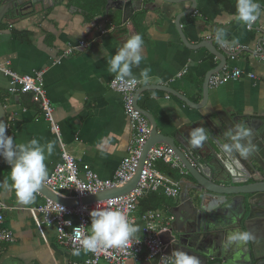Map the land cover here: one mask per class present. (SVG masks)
I'll return each mask as SVG.
<instances>
[{
	"label": "crops",
	"instance_id": "crops-1",
	"mask_svg": "<svg viewBox=\"0 0 264 264\" xmlns=\"http://www.w3.org/2000/svg\"><path fill=\"white\" fill-rule=\"evenodd\" d=\"M9 1L0 0V9ZM102 1L105 5L98 12L86 9L90 2ZM177 1L57 0L46 10L12 7L0 21V65L19 75L42 73L61 132L60 139L53 134L32 95L9 94L10 78L0 70V103L6 111L12 150L19 152L20 145L36 140L35 146L44 149L48 177L62 162L64 149L100 178L113 180L135 132L122 95L110 88L119 70L111 72L109 61L135 34L143 37L140 54L144 59L130 63L126 77L139 80L141 72L150 69L149 82L135 92V104L148 116L154 146H168L176 153L174 144L187 143L182 136L191 139V133L207 124V119L264 121V0H252L259 6V15L250 29L238 19V0ZM70 46L72 54L67 53ZM234 70L241 71L239 78L217 87L210 83L212 77ZM2 153L0 148V205L7 207L3 229L15 242L0 243V264H81L89 259V252L73 256L60 245L54 227L43 226L41 233L37 223L42 216L34 217L30 210L63 196L42 185L33 203L21 204L12 186L11 165ZM177 159L181 170L180 156ZM16 160L14 156L11 164ZM166 167L157 165L162 174L181 183V192L186 191L192 177L185 169L176 171L177 178L169 176L163 171ZM182 203L179 197L167 198L158 211L175 216ZM228 208L223 218L233 219L241 210L238 204ZM254 211L249 232L259 257L264 258V205ZM144 215L135 210L133 225L139 231L133 237H142ZM214 224L207 234L206 252L212 254L207 264H222L218 253L222 228L218 221ZM144 260L145 254L139 263L147 264Z\"/></svg>",
	"mask_w": 264,
	"mask_h": 264
},
{
	"label": "built area",
	"instance_id": "built-area-1",
	"mask_svg": "<svg viewBox=\"0 0 264 264\" xmlns=\"http://www.w3.org/2000/svg\"><path fill=\"white\" fill-rule=\"evenodd\" d=\"M250 28L251 25H248L247 29ZM82 46L88 47L85 43ZM67 53L72 54L73 47L70 46ZM262 60L264 62V56ZM0 70L10 78L9 94L32 95L34 102L41 105L44 117L50 123L53 134L60 139V127L55 121L53 106L46 95L42 73L19 75L11 70L3 69L1 65ZM240 76L241 71L234 70L221 76L212 77L210 83L217 87ZM117 77L112 79L110 88L122 95L125 113L129 117L135 132L128 156L122 160L114 179L104 180L89 165H81L79 161L63 149L62 162L56 166L52 175L43 183L50 191L59 193L67 199L82 200L98 195L105 190L124 185L138 172L143 151L150 135L149 122L135 104V92L139 85L128 89L127 81L132 78L124 77L123 80H118ZM159 161L173 168L179 167L178 159L175 157L173 150L166 146H158L150 149L146 155L140 171L138 185L131 193L74 207H67L48 200L46 204L37 209L32 208L30 212L34 217L42 216V219L37 223L41 233H43V226H52L56 229L57 241L60 245L70 251L74 247L81 248V251H83L79 240L75 239L74 229L77 227L82 229L80 239L90 236L93 219L91 213L93 211L119 208L133 224L135 220L132 216L137 209L139 200L145 194L162 191L167 198L175 199L179 196L180 184L156 169V164ZM5 210H7V207L0 205V243H14V236L3 229ZM142 220L145 225L141 238L131 237L126 246L101 249L96 253L90 252V258L81 264H88L89 261H94L95 264H129L130 262L140 264V257L144 252L147 253L145 262L155 261V264H172L173 259L165 255L164 245L159 238V233L166 231L174 218L166 219L159 211H149L143 216Z\"/></svg>",
	"mask_w": 264,
	"mask_h": 264
},
{
	"label": "water",
	"instance_id": "water-1",
	"mask_svg": "<svg viewBox=\"0 0 264 264\" xmlns=\"http://www.w3.org/2000/svg\"><path fill=\"white\" fill-rule=\"evenodd\" d=\"M14 1L10 0L0 9V21L12 7L18 8V5H21L22 8L33 9L36 6H42L46 10L53 7L57 0H17L12 3ZM164 1L178 2L177 0L175 2ZM190 13H194V11ZM137 108H139L138 105ZM143 114L145 115V113ZM226 118L227 116H221L219 122L207 119V124L197 127V129H203L207 136L201 146L193 147L190 143L191 139H187L185 135L182 138L187 143L180 142V147L174 144V148L177 150L176 154L181 158L183 169L187 171L193 181L190 180L186 191L183 188L184 191L181 192V197L184 199L181 198L183 203L175 211L177 217L175 227L162 235L165 252L167 256L173 258L176 251H184L197 257L199 264H207L212 258V254L206 252V240L209 239L207 234L210 233L214 223L218 221L222 228L219 235L220 249L218 252L222 258V264H238L237 261L240 264H253L254 261L257 262L256 264H264V258L259 257L261 252L253 238L247 242H233L228 239L230 233L249 232L252 225L251 220L254 214L256 215L254 209L264 205V121L249 120L248 118L237 121ZM0 121L4 122L6 126L7 136V116L1 103ZM237 126L250 131L249 136L242 137L239 141L249 149L247 157H241L236 150L229 153L223 149L224 144L233 145L236 143L232 140V136L237 133ZM153 132L154 130L145 147L142 163L148 150L156 145ZM138 181L139 173L137 172L121 188L107 190L82 200L60 196L62 199L51 201L68 207L92 204L127 194L136 188ZM184 192L185 195H183ZM56 196L57 199L60 198L58 195ZM233 204H238L241 207L240 212L233 219L223 218L224 210L229 205V208L232 207ZM253 207L255 208L253 209Z\"/></svg>",
	"mask_w": 264,
	"mask_h": 264
},
{
	"label": "clouds",
	"instance_id": "clouds-1",
	"mask_svg": "<svg viewBox=\"0 0 264 264\" xmlns=\"http://www.w3.org/2000/svg\"><path fill=\"white\" fill-rule=\"evenodd\" d=\"M258 5L252 3V0H238L237 13L238 19L247 25H251L259 15ZM144 46V40L141 34L132 35L123 47L119 50L110 61V71L117 72L119 70L118 80H123L124 77L130 75V63L139 64L144 57L140 52ZM150 69L146 68L141 72V79L137 80L133 77L127 81V88L132 89L137 85H145L149 82ZM250 135V131L241 126H237V133L232 136L235 144H224L225 152L236 150L241 157L249 155V149L242 145L239 141L242 137ZM207 136L203 129H195L191 133L190 143L193 147H199ZM36 140H33L30 145H20L19 152L12 150L13 140L6 136V126L0 121V148H3V155L7 162L11 165V180L16 192L18 201L21 204L28 205L35 201L36 193H38L43 183L48 177L47 168L45 165V154L42 147L35 146ZM48 153L51 154L53 145L49 143ZM17 157L16 163L11 164L12 158ZM91 235L80 239L82 229L77 227L74 229L75 239L79 240L80 245L85 253H96L101 249L112 247L126 246L129 243L133 234L139 231L137 226L126 217L119 208L93 211ZM62 231V230H61ZM229 241L247 242L252 239L249 232H234L230 233ZM73 256L81 255V248L72 249ZM88 264H95L94 261H89ZM172 264H199L197 257L192 256L184 251H176L172 260Z\"/></svg>",
	"mask_w": 264,
	"mask_h": 264
},
{
	"label": "trees",
	"instance_id": "trees-1",
	"mask_svg": "<svg viewBox=\"0 0 264 264\" xmlns=\"http://www.w3.org/2000/svg\"><path fill=\"white\" fill-rule=\"evenodd\" d=\"M232 0H230L231 3ZM229 3V4H230ZM105 5V1H102L100 3H91L89 8L87 7L86 9H89L92 12H98L100 9L103 8V6ZM91 7V8H90ZM166 166V165H164ZM165 173H167L169 176L178 177V174L175 170L170 169V167H166L165 170H163ZM166 196L163 193H148L146 194L145 197H143L142 199L139 200V203L137 206V208L140 211V215H142L143 213H146L148 211H154V210H158L160 208L163 207V205L166 204ZM137 210V209H136Z\"/></svg>",
	"mask_w": 264,
	"mask_h": 264
},
{
	"label": "bare ground",
	"instance_id": "bare-ground-1",
	"mask_svg": "<svg viewBox=\"0 0 264 264\" xmlns=\"http://www.w3.org/2000/svg\"><path fill=\"white\" fill-rule=\"evenodd\" d=\"M141 111V110H140ZM142 112V111H141ZM147 118V117H146ZM148 120V119H147ZM149 122V121H148ZM150 128V127H149ZM149 140H150V135H149V138H148V141H147V144H148V142H149ZM147 144L145 145V147L147 146ZM160 146H164V145H160ZM155 147H158V146H153L152 148H155ZM166 147H168V146H166ZM152 148H150V149H152ZM168 148H170L171 150H173L171 147H168ZM150 149L148 150V152L150 151ZM144 151H145V148H144ZM144 151H143V154H144ZM148 152H147V154H148ZM173 152H174V154H175V157L177 158V154L175 153V151L173 150ZM142 158H143V156H142ZM163 164V165H166V166H168V167H170V169H172V170H175V171H177V172H180V173H183L182 171H184L183 169H179L178 170V168H173L172 166H170V165H168V164H165V163H163V162H161V161H159L157 164H156V169H157V165L158 164ZM142 166H143V163H142V159H141V165H140V168H139V170H138V173H139V179H140V171H141V168H142ZM158 170V169H157ZM159 171V170H158ZM160 172V171H159ZM134 177V176H133ZM173 180V179H172ZM174 181H176V180H174ZM129 182V181H128ZM127 182V183H128ZM139 182V181H138ZM179 184H180V194H179V198L181 199L182 197H181V183L179 182V181H177ZM127 183H125L124 185H126ZM124 185H121V186H117V187H114V188H121V187H123ZM138 185V184H137ZM137 187V186H136ZM114 188H112V189H114ZM109 190H111V189H109ZM105 191H107V190H105ZM104 191V192H105ZM132 192V191H131ZM131 192H129V193H131ZM102 193V192H101ZM129 193H127V194H129ZM149 193H156V192H149ZM100 194V193H99ZM148 194V193H147ZM123 195H126V194H123ZM123 195H120V196H123ZM146 195V194H145ZM96 196V195H95ZM116 197H119V196H116ZM177 197V198H178ZM115 198V197H114ZM111 199V198H110ZM169 199H171V198H169ZM176 199V198H175ZM183 199V198H182ZM78 200V199H77ZM80 205V204H79ZM77 206V205H76ZM68 207V206H67ZM70 207V206H69ZM71 207H74V206H71ZM154 211H158V210H154ZM149 212V211H148ZM159 212H161V211H159ZM147 213V212H146ZM145 213V214H146ZM163 215H164V213L163 212H161ZM166 213H167V215H166V219H168V218H171V217H173L174 218V220H173V222L170 224V226H168V228H167V230L166 231H164V232H160L159 233V238L161 239V241H162V243H163V245H164V240H163V238H162V235H165L166 233H168L170 230H172L174 227H175V221H176V217L173 215V214H168V211H166ZM133 217V216H132ZM134 224V223H133ZM144 228V227H143ZM143 233V232H142ZM133 237V236H132ZM133 238H137V237H133ZM141 238V237H140ZM164 252H165V245H164ZM90 253V252H89ZM143 254H145V260H146V256H147V253L146 252H144ZM142 254V255H143ZM141 255V256H142ZM165 255H166V252H165ZM167 256V255H166ZM167 257H169V256H167ZM169 258H172V257H169ZM173 259V258H172ZM145 260L143 261V262H145ZM147 264H155L156 262L155 261H152V262H146Z\"/></svg>",
	"mask_w": 264,
	"mask_h": 264
},
{
	"label": "rangeland",
	"instance_id": "rangeland-1",
	"mask_svg": "<svg viewBox=\"0 0 264 264\" xmlns=\"http://www.w3.org/2000/svg\"><path fill=\"white\" fill-rule=\"evenodd\" d=\"M162 211H163V210H162ZM163 213H164V217L167 218V217H166L167 213H166L165 211H163Z\"/></svg>",
	"mask_w": 264,
	"mask_h": 264
}]
</instances>
